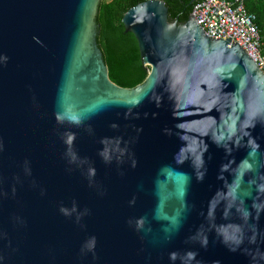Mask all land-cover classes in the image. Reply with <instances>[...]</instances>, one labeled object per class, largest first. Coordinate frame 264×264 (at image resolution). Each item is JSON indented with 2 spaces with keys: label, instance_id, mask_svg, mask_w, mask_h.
<instances>
[{
  "label": "water",
  "instance_id": "water-1",
  "mask_svg": "<svg viewBox=\"0 0 264 264\" xmlns=\"http://www.w3.org/2000/svg\"><path fill=\"white\" fill-rule=\"evenodd\" d=\"M100 2L0 0V264H264V73L147 0L119 87Z\"/></svg>",
  "mask_w": 264,
  "mask_h": 264
},
{
  "label": "trees",
  "instance_id": "trees-1",
  "mask_svg": "<svg viewBox=\"0 0 264 264\" xmlns=\"http://www.w3.org/2000/svg\"><path fill=\"white\" fill-rule=\"evenodd\" d=\"M145 0H101L96 17L99 25L97 44L102 52L111 82L122 88H134L148 74L140 60L138 44L132 33L122 24L123 15ZM165 3L169 21L178 24L188 21L197 0H161ZM247 12L255 15L256 26L264 48V0H246Z\"/></svg>",
  "mask_w": 264,
  "mask_h": 264
},
{
  "label": "built area",
  "instance_id": "built-area-1",
  "mask_svg": "<svg viewBox=\"0 0 264 264\" xmlns=\"http://www.w3.org/2000/svg\"><path fill=\"white\" fill-rule=\"evenodd\" d=\"M245 3L246 0H197L190 16L208 38L238 44L264 73V48L256 17L247 12Z\"/></svg>",
  "mask_w": 264,
  "mask_h": 264
}]
</instances>
